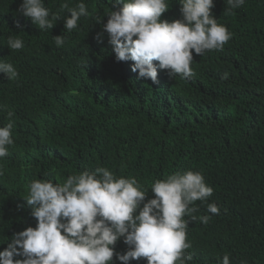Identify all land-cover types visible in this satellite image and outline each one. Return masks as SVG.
I'll return each mask as SVG.
<instances>
[{
  "label": "trees",
  "instance_id": "16d2710c",
  "mask_svg": "<svg viewBox=\"0 0 264 264\" xmlns=\"http://www.w3.org/2000/svg\"><path fill=\"white\" fill-rule=\"evenodd\" d=\"M22 2L0 0V60L19 72L15 81L0 73V127L14 113V144L0 160V251L37 224L24 199L33 180L63 183L105 167L144 190L191 170L213 194L195 202V215L210 219L189 223L188 264H218L225 254L230 264H264V0H246L232 13L225 0H214L212 14L231 33L223 51H193L192 78L158 70V83L138 78L132 61H117L107 33L97 42L106 13L123 6L116 0H82L90 15L71 32L64 26L70 13L60 6L81 0H44L61 18L43 31L19 13ZM168 4L161 19H182L179 0ZM60 35L65 43L57 47ZM10 36L24 47L11 51ZM147 197L155 198L152 191ZM209 203L219 214L208 212ZM127 250L117 242L116 253ZM113 264H121L115 255Z\"/></svg>",
  "mask_w": 264,
  "mask_h": 264
},
{
  "label": "clouds",
  "instance_id": "9594fccd",
  "mask_svg": "<svg viewBox=\"0 0 264 264\" xmlns=\"http://www.w3.org/2000/svg\"><path fill=\"white\" fill-rule=\"evenodd\" d=\"M179 2L183 18L169 22L161 19L170 8L168 0H116L123 6L106 13L107 23L95 38L102 43L107 33L116 60L132 61L131 70L138 78L158 83V70H166L170 79L189 80L195 75L193 51L199 56L223 51L231 33L212 14L214 0ZM225 2V12L232 13L246 0ZM64 10L70 13L64 19L67 32L78 27L81 17L90 15L82 0L71 8L68 3L61 4L60 12ZM18 11L41 31L53 29V21L61 18L60 12L51 13L45 7L44 0H23ZM54 43L62 47L64 35L55 36ZM7 46L18 51L24 42L10 36ZM0 73L8 81L19 77L14 65L3 60ZM228 76L224 73L221 79ZM13 116L9 111L10 122L0 127V160L9 155V146L14 144ZM150 191L155 198L148 200ZM212 194L204 176L191 170L172 173L144 190L135 178H117L105 167L70 175L63 183L33 180L24 199L37 224L15 234L0 251V264H113L114 255L121 264L140 259H146L147 264H188L192 260L187 251L192 247L187 241L189 223L199 219L207 224L210 219L195 215L199 210L195 202H207ZM207 210L219 214L215 203L207 204ZM121 239L128 246L124 254L115 252ZM218 264H230L229 255Z\"/></svg>",
  "mask_w": 264,
  "mask_h": 264
}]
</instances>
